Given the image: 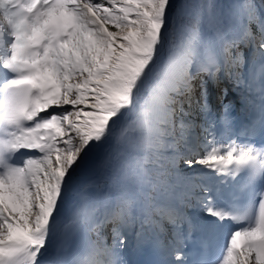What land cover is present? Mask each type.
<instances>
[{"label":"snow or ice","instance_id":"obj_1","mask_svg":"<svg viewBox=\"0 0 264 264\" xmlns=\"http://www.w3.org/2000/svg\"><path fill=\"white\" fill-rule=\"evenodd\" d=\"M226 222L207 264H264V0H0V264H189Z\"/></svg>","mask_w":264,"mask_h":264},{"label":"bare ground","instance_id":"obj_2","mask_svg":"<svg viewBox=\"0 0 264 264\" xmlns=\"http://www.w3.org/2000/svg\"><path fill=\"white\" fill-rule=\"evenodd\" d=\"M176 2H179V0H177ZM99 158H102V153L100 154V156L98 157V159ZM97 188L99 189L100 195L103 196V194L105 192L104 184L99 179L95 178L89 184V191L91 193L95 194V191H96Z\"/></svg>","mask_w":264,"mask_h":264},{"label":"trees","instance_id":"obj_3","mask_svg":"<svg viewBox=\"0 0 264 264\" xmlns=\"http://www.w3.org/2000/svg\"><path fill=\"white\" fill-rule=\"evenodd\" d=\"M192 1H193V0H189L188 2H189V3H192ZM200 2H206V0H199V3H200ZM187 19H188V18H183V21H184V22H187Z\"/></svg>","mask_w":264,"mask_h":264},{"label":"rangeland","instance_id":"obj_4","mask_svg":"<svg viewBox=\"0 0 264 264\" xmlns=\"http://www.w3.org/2000/svg\"><path fill=\"white\" fill-rule=\"evenodd\" d=\"M177 1V0H176ZM189 1V0H188ZM192 3H199V0L192 1Z\"/></svg>","mask_w":264,"mask_h":264}]
</instances>
